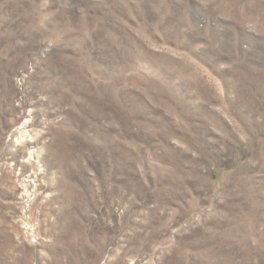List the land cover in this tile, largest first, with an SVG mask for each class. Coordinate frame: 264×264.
I'll return each instance as SVG.
<instances>
[{
  "label": "rangeland",
  "instance_id": "374dc122",
  "mask_svg": "<svg viewBox=\"0 0 264 264\" xmlns=\"http://www.w3.org/2000/svg\"><path fill=\"white\" fill-rule=\"evenodd\" d=\"M0 264H264V0H0Z\"/></svg>",
  "mask_w": 264,
  "mask_h": 264
}]
</instances>
